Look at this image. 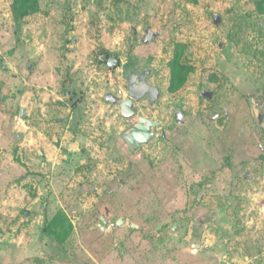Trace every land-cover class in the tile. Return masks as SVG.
<instances>
[{"label": "rangeland", "instance_id": "1", "mask_svg": "<svg viewBox=\"0 0 264 264\" xmlns=\"http://www.w3.org/2000/svg\"><path fill=\"white\" fill-rule=\"evenodd\" d=\"M12 3L0 264H264V0H39L20 22ZM177 55L191 70L172 90ZM133 74L161 97L126 119L107 96ZM141 117L161 125L130 151Z\"/></svg>", "mask_w": 264, "mask_h": 264}, {"label": "water", "instance_id": "2", "mask_svg": "<svg viewBox=\"0 0 264 264\" xmlns=\"http://www.w3.org/2000/svg\"><path fill=\"white\" fill-rule=\"evenodd\" d=\"M153 41V35H148L144 42L150 43ZM120 59L110 57L108 65L117 68L120 65ZM129 98L120 100L118 97L108 94L107 99L114 105L119 107L120 113L126 119H130L136 115L137 102L142 101L145 97H149L151 103H156L161 97V92L158 88L153 87L147 83L146 76L133 75L129 81ZM160 123L145 117H141L136 127L123 135L124 140L129 145V150H138L142 145L147 144L154 137L153 129L160 127ZM102 222L104 226L108 225V220L103 217ZM123 220L118 221V226L124 225ZM105 229V227H104Z\"/></svg>", "mask_w": 264, "mask_h": 264}, {"label": "trees", "instance_id": "3", "mask_svg": "<svg viewBox=\"0 0 264 264\" xmlns=\"http://www.w3.org/2000/svg\"><path fill=\"white\" fill-rule=\"evenodd\" d=\"M38 10L39 0H13L12 11L17 22H20L25 17L38 12ZM171 68V89L178 90L185 83L186 75L190 72L191 68L186 67L184 64L179 62V55H177L176 59L173 61ZM48 230L49 229L46 228L44 232L48 233Z\"/></svg>", "mask_w": 264, "mask_h": 264}, {"label": "crops", "instance_id": "4", "mask_svg": "<svg viewBox=\"0 0 264 264\" xmlns=\"http://www.w3.org/2000/svg\"><path fill=\"white\" fill-rule=\"evenodd\" d=\"M133 75H138V74H133ZM132 75V76H133ZM139 76H143V75H139ZM147 77V76H146ZM147 83L149 84V82H148V78H147ZM150 85V84H149ZM151 86H153V85H151ZM153 87H155V86H153ZM156 88H158V87H156ZM159 89V88H158ZM160 90V89H159ZM126 92L128 93V91L126 90ZM161 92V91H160ZM129 96V95H128ZM117 97V96H116ZM148 97V96H147ZM119 98V97H118ZM146 98V97H145ZM144 98V99H145ZM120 99V98H119ZM126 99V98H125ZM143 99V100H144ZM150 99V98H149ZM160 99V98H159ZM120 100H124V99H120ZM138 103V102H137ZM103 217H105V216H103ZM102 217V218H103ZM102 218H101V220H102ZM106 219H107V217H105ZM108 220V225H109V219H107ZM119 220H121V219H119ZM119 220H116V223H114V224H116V226L115 227H117L118 226V221ZM124 221V220H123ZM125 222V221H124ZM103 223V222H102ZM107 225V226H108ZM111 225V224H110ZM110 225H109V227H110ZM126 225V222H125V224L124 225H122V226H125ZM107 226H105V228L107 227ZM122 226H118V227H122ZM111 228V227H110ZM83 247H85V246H83L82 245V248ZM88 247H89V245H88ZM85 249V248H84ZM91 253V252H90ZM57 255H56V257L53 259V264H74V262L72 261V259H68V258H66L67 257V255L66 254H61V252L59 253V252H57L56 253ZM94 258V257H93ZM95 260V262H97V263H99V260L98 259H94ZM91 263H92V261H90ZM93 264V263H92Z\"/></svg>", "mask_w": 264, "mask_h": 264}, {"label": "built area", "instance_id": "5", "mask_svg": "<svg viewBox=\"0 0 264 264\" xmlns=\"http://www.w3.org/2000/svg\"><path fill=\"white\" fill-rule=\"evenodd\" d=\"M119 98H122V99H125V98H127V96H128V93L125 91V90H122V91H119ZM116 226V224H111L110 225V227L111 228H113V227H115Z\"/></svg>", "mask_w": 264, "mask_h": 264}, {"label": "flooded vegetation", "instance_id": "6", "mask_svg": "<svg viewBox=\"0 0 264 264\" xmlns=\"http://www.w3.org/2000/svg\"><path fill=\"white\" fill-rule=\"evenodd\" d=\"M137 125V124H136ZM136 125H135V127H136Z\"/></svg>", "mask_w": 264, "mask_h": 264}]
</instances>
